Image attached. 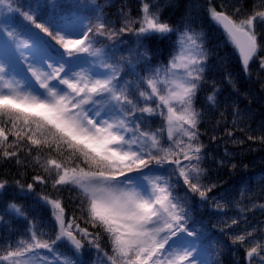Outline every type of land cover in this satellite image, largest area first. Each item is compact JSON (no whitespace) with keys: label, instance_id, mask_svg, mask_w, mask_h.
<instances>
[{"label":"snow or ice","instance_id":"snow-or-ice-1","mask_svg":"<svg viewBox=\"0 0 264 264\" xmlns=\"http://www.w3.org/2000/svg\"><path fill=\"white\" fill-rule=\"evenodd\" d=\"M248 141L264 0H0V264H264Z\"/></svg>","mask_w":264,"mask_h":264},{"label":"trees","instance_id":"trees-1","mask_svg":"<svg viewBox=\"0 0 264 264\" xmlns=\"http://www.w3.org/2000/svg\"><path fill=\"white\" fill-rule=\"evenodd\" d=\"M131 5H135V0H129ZM246 2L250 5L251 4V0H246ZM257 106V110H258ZM223 147V145L221 146ZM229 149H232L233 151H239L240 154V158L243 160L244 163H249L250 161L253 160H258V158L264 154V146L260 145L258 142H252V141H248L246 144L244 145H233V144H229L228 145ZM259 165H257L256 168L254 167H249L248 171L249 172H254L257 170ZM227 179V177H226ZM257 218H259V213H257ZM231 257L229 256H225V264H227L228 260ZM237 264H241V260H242V253H238L235 257Z\"/></svg>","mask_w":264,"mask_h":264}]
</instances>
